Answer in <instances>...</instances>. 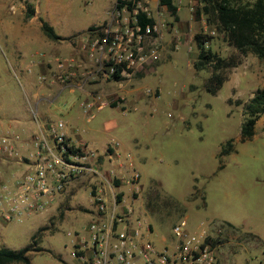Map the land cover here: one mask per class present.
<instances>
[{
	"label": "rangeland",
	"instance_id": "rangeland-1",
	"mask_svg": "<svg viewBox=\"0 0 264 264\" xmlns=\"http://www.w3.org/2000/svg\"><path fill=\"white\" fill-rule=\"evenodd\" d=\"M32 2L57 34L70 37L64 42L91 32L92 25L108 18L112 7V0ZM25 3L0 0V94L7 108L18 106L26 82L21 73L14 75L15 55H11V46L1 34L13 36V16L18 18V25L25 16ZM180 6L177 17L183 22L174 28L177 21L158 4L160 22L172 34L170 43L161 39L164 50L158 62L137 72L124 83L123 91L115 82L97 87L105 94L119 95L109 105L117 108L96 113L93 124L98 125L101 135L95 138L101 145L115 141L127 150L139 180L129 185L120 180L118 173L112 178L110 166L105 165L113 152L110 145L103 154L94 151L109 183L101 180L98 188L91 179L81 181L67 188L64 201L58 200L42 214L10 223L0 221V248L18 250L32 244L38 251L29 253L30 264H75L70 256L74 249L71 241L82 237L95 207L93 197L101 189L106 196L113 190L117 201L124 198L152 226L150 238L157 245L166 242L171 228L184 218L188 228L201 221L230 223L239 229L241 241L234 243V253L232 243L220 248L219 256L224 254L226 264H264V114L256 122L252 139L240 141L243 105L257 89L264 88V59L252 54L240 56L229 46L223 33L207 23L202 0H182ZM197 33L210 38L205 48L229 64L234 62L222 68L227 81L215 95L204 89L211 66L198 71L193 67ZM36 52L45 55L36 44L26 53ZM126 91H131L130 95ZM108 120L114 121L117 128L103 135L102 124ZM230 141L233 151L221 155ZM228 235L229 231L223 230V236Z\"/></svg>",
	"mask_w": 264,
	"mask_h": 264
},
{
	"label": "built area",
	"instance_id": "built-area-1",
	"mask_svg": "<svg viewBox=\"0 0 264 264\" xmlns=\"http://www.w3.org/2000/svg\"><path fill=\"white\" fill-rule=\"evenodd\" d=\"M152 2L169 13L160 5V0H112L106 21L89 32L85 46L87 59L102 78L118 83L128 81L160 60L162 31L167 26L160 22L162 13H152L149 7ZM171 2L177 14L182 0ZM139 11L154 21L156 17L155 23L141 26L137 18ZM43 58L42 53L33 55L32 64ZM54 61L58 69L56 79L67 82L73 62L61 58H54ZM39 79L42 81L44 77ZM109 105L98 95H92L81 108L92 119L95 111ZM63 127L60 122L50 125L47 135L34 140L35 152L28 159L26 171L14 181L12 178L0 183L2 220L12 222L42 214L67 188L81 181L91 179L94 184L101 180L109 183L101 173L96 153L69 144L60 132ZM17 142L13 131L0 129V159L8 162L18 159L21 163ZM110 146L113 150L107 156L112 163L110 175L113 178L118 173L125 184L134 185L139 180V173L134 170L129 154L121 157L118 142L112 141ZM70 148L78 149L80 153L72 154L68 151ZM93 199L95 207L88 226L82 237L76 236L71 241L74 249L70 256L75 264H219L221 229L212 230L210 224H204L198 230L190 231L183 219L171 228V239L159 246L150 238L152 226L124 198L117 201L113 190L109 196L99 191Z\"/></svg>",
	"mask_w": 264,
	"mask_h": 264
},
{
	"label": "crops",
	"instance_id": "crops-1",
	"mask_svg": "<svg viewBox=\"0 0 264 264\" xmlns=\"http://www.w3.org/2000/svg\"><path fill=\"white\" fill-rule=\"evenodd\" d=\"M23 1L33 4L35 14L37 15H34L29 19L25 16L20 18V23L18 25H15L18 18L13 16V36L12 34H1L4 40H6V45L11 46V55H15V61L13 63L14 75L16 76L17 72H19L25 78V89H22L23 98L17 107L7 108L3 105L0 94V129L13 131V133L17 136L18 142L16 143V150L18 157L22 158V162L19 163L17 161L18 159L13 162L0 159V183L10 181L12 178L14 181L26 171L28 168L27 165L30 163L28 159L30 158V155L35 152L33 143L34 140L42 135H47V128L58 122L63 123L64 127L60 130V132L65 135L69 144L81 147L85 150L91 147V150L96 151L99 154H103L110 143L105 141L102 145L100 144V141L95 138L101 135L98 134L99 127L97 124H93L94 119L96 118V113L100 111H95L93 118L89 119L82 111L81 104L87 101L92 95H98L101 100L111 104L119 95L117 92L115 94H105L103 90L97 89V87L109 85L114 81L102 78L101 74L97 73L96 69L92 67L87 59V48L85 46L88 43L91 33L86 31L81 37H74L70 42H64L63 40H50L41 31L39 18H43L40 17V13L36 5L32 2V0ZM149 7L153 14L156 11L160 13H162V11L166 12L164 7H160L162 11H159L156 2H152ZM105 21L106 20H104V22ZM182 22L183 21L179 19L173 27L176 28L175 26L177 24V27H180ZM96 26L98 25H92L90 28ZM163 31L162 40L165 39V42L170 43L172 40V34L167 33L166 30ZM57 35L62 38L64 36L60 34ZM14 36H16L15 46H13ZM35 44L39 46L43 52H45V58L40 61H36L35 64H32V56L37 54V52L31 55H28L26 52L29 50L30 46ZM162 49L164 50V48ZM54 58L71 60L73 62V66L68 70L70 79L67 82H61L56 79L58 69ZM28 59L29 61L26 63ZM40 77H44V80L41 81L39 79ZM125 82L129 81L115 83H118L119 89L123 91L121 88ZM130 92L131 91H128L127 94L130 95ZM14 95L15 94H13V100L16 102ZM108 107L117 108L107 106L104 109ZM116 128L117 125L114 121H105L102 124V134H110L115 131ZM98 148H101L102 151H98ZM118 151L122 154H129L131 160L133 159L132 155L127 150L119 147ZM113 164L116 166V163ZM105 165L111 167L112 163L107 160ZM119 170L120 172L123 171L122 169ZM76 184H74L73 187H76ZM99 184L101 183L98 182L96 184L98 185V188H100ZM58 200H61V202L64 201V195L62 194ZM49 209L50 207L48 210ZM184 219L186 220V218ZM0 221L2 223H10L2 220L1 217ZM204 224H210L211 226L214 225L212 226V230H215L216 228L221 229L222 232L219 238L221 243L220 248L232 243L231 251L233 253L235 252L234 243H239L241 241L239 236L240 231L238 228L234 227L230 223L220 222L214 224V222L207 221V223H205L204 221H201L188 229L190 231H196ZM225 229L229 231L228 236H223V230ZM170 239L171 236L169 234L166 242ZM255 239L257 240V238ZM166 242L160 244L159 246L164 245ZM226 259L227 258H225L224 254H221L218 260L219 264H226ZM231 264L236 263L233 261Z\"/></svg>",
	"mask_w": 264,
	"mask_h": 264
},
{
	"label": "trees",
	"instance_id": "trees-1",
	"mask_svg": "<svg viewBox=\"0 0 264 264\" xmlns=\"http://www.w3.org/2000/svg\"><path fill=\"white\" fill-rule=\"evenodd\" d=\"M202 13L207 17L209 25H215L217 30L223 33L229 46L234 48L240 56L252 54L258 59H264V0H202ZM26 4L25 17L27 19L34 16V8L28 2ZM130 8L132 9L131 4ZM160 5L165 6L170 15L178 21L176 8L171 0H160ZM134 6V5H133ZM200 12H196L199 15ZM141 26L153 25L154 19L147 18L141 11L137 15ZM41 31L53 41L70 40L58 36L53 28L43 19L39 18ZM209 37L202 33L194 35V44L197 51L196 61L193 65L195 70H201L204 66H211V75L204 84V89L215 95L227 81V76L221 74L222 68L233 66L226 60L221 59L216 53L205 48ZM116 81H120L115 78ZM114 107V106H113ZM264 114V88L257 89L253 96L243 105V122L240 128V141L247 142L255 134V125ZM70 153H80L78 149L70 148ZM233 151L232 142H227L221 151V155H229ZM41 230H38V232ZM35 236V235H34ZM32 236L31 239L34 238ZM36 250L32 244L26 247L13 250L0 248V264H30L29 253Z\"/></svg>",
	"mask_w": 264,
	"mask_h": 264
}]
</instances>
